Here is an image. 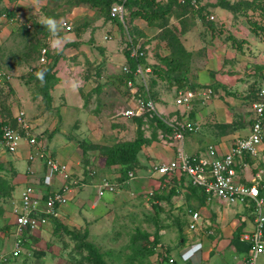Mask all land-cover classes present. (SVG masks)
Segmentation results:
<instances>
[{"label": "rangeland", "instance_id": "1", "mask_svg": "<svg viewBox=\"0 0 264 264\" xmlns=\"http://www.w3.org/2000/svg\"><path fill=\"white\" fill-rule=\"evenodd\" d=\"M167 1L160 0V2L165 3ZM4 8L14 9L15 13L19 14V19L16 22L3 21L0 23V66L13 75L10 82L0 78V120L8 119L11 116L15 117L16 112L20 108H24L28 121L32 124L31 131L38 138L50 143L54 131L58 130L60 136H63L66 141L70 140L71 134L77 137L78 141L85 142V147H83L87 150L82 161L84 168L81 172L85 173L89 181L96 174L117 178L116 175L112 176L117 172H114L111 166L106 167L105 156L101 152V146L99 148L98 146L109 144V142L102 143L103 140L111 142L115 139H117L115 142L118 140H133L139 134L136 119L133 121L131 117H122L116 114L117 109L126 106L123 98L128 95V92L122 89V81L118 77V73L115 74L117 80L112 83L121 88V95H113L114 93L112 94L108 89H106L105 94V90L103 91L101 86L99 92L92 91L90 95L83 96L84 82L80 81L78 83V87L82 88L79 91L86 104L96 110L95 112H88L92 116V129L85 130L84 133H82L83 130L80 131L81 128H72L77 116L76 112H72L71 109L65 113L54 110L59 107V104L62 106L63 102L61 100L55 103L48 102L44 98L43 101L41 100L38 103L37 100L40 99V97L36 98L38 94L44 95L41 93L42 89L38 86V80L33 77L32 73L39 67V48H41L43 42L48 45L54 44L59 48H66L67 44H71L72 41L79 43L77 59L81 63L74 75H81L82 70L79 68L83 66L84 56L97 59L103 57L108 59L109 62L120 63V54L123 52L122 50L126 53L130 40L139 43L142 39H140L142 35L137 34V25L132 23L138 17L133 16L131 10L128 9L126 23L119 20H110V18L105 17L101 9L93 8L88 3L73 5V8L70 9L66 0H0V10ZM262 8H248L246 12L241 9L243 12L240 10L235 21L229 23L230 26L227 24V31L234 32L236 38L240 41L239 43L244 42V36L251 32H255L259 40L264 43V9ZM172 19L175 22L178 18L173 16ZM50 22L54 23V28L53 23ZM68 24L72 25V29H67ZM100 30L102 34H99ZM47 31H50L48 36L45 35ZM228 32L226 34L229 36ZM105 35H108V37L105 38ZM141 42H146V39ZM241 48H243V45ZM50 49L54 51L52 46H50ZM241 50L244 53L246 52L244 49ZM256 55L260 57V61L264 60V48L259 52L256 50ZM201 65L203 68L205 67V64ZM194 66L195 68L198 67V65ZM105 68L108 70L113 69L110 65ZM114 68L119 67L114 66ZM222 68H225L224 72L227 68L231 70L230 65L222 66ZM163 69L164 75L168 76L167 69ZM258 72L259 69L253 75L244 73L245 76L241 78L240 87L227 89L223 93L225 102H229L238 110L232 138L245 135L250 130L252 103L257 99L256 92L261 84ZM109 79V76L105 77L101 79V83L108 84ZM92 82L95 87L100 86L96 77H93ZM173 85L176 84L169 83L166 85V89L172 97L175 93ZM239 92H242V95L238 97L237 93ZM101 93L104 96H101ZM32 96L37 100L31 99L30 101ZM162 100L165 101V104L169 102L167 99L162 98ZM110 102H115V104H110ZM196 104L194 103V106ZM99 105L109 107V110H106L108 112H103L106 107L103 106L101 110ZM190 106L187 109L182 107V109L188 112L191 109ZM145 114L146 117H143L141 127L143 126L142 130L145 136L150 139L149 145L153 142L156 143V148H164V150L169 148L171 150L170 146L163 145L166 142L157 143L162 140V135L171 132L160 127L161 125L158 119L154 117L155 115L149 112H145ZM222 127L219 131L222 133L229 132L225 125H222ZM88 134H95V138L102 141L95 142L88 139ZM83 136H86V138ZM170 140L176 149L180 147L178 140L174 138H170ZM230 144H220V147L229 146ZM79 147L78 154H81V144ZM184 148L190 153L191 148L188 146L187 135ZM146 150H148V145L140 153V157L142 158L143 154L145 158V161H143L146 162L144 163L145 166L148 165V162L152 163L149 159L153 162L156 161L152 155L146 158ZM7 152L9 151H5L4 148L0 147V158L4 156L6 159L7 154L10 153ZM261 161L264 166V144ZM0 162L6 164V160ZM138 165H142V163L139 161ZM6 170L8 169H5V167L0 169L1 177L9 178V173ZM92 171L94 173L90 174ZM145 171L147 172L146 168H142V172ZM86 177L85 179H87ZM183 181L178 187L184 189L182 190L184 192L183 196L178 191L173 196L170 195V190L162 189L166 186H154L147 177L136 181L132 179L126 183L125 187L119 188L101 200L96 198L95 188L87 187L88 196L85 198L86 201L83 207L76 209L78 213L74 220L67 221L65 224L62 222L53 232L56 237L53 238V241L48 242L49 247L52 245L50 251L57 253L55 254L59 264H95L93 260L87 258L89 253L88 244H93L95 247L94 253L99 254L107 264H175V261L161 260V246H165L169 255L175 257L177 249L182 244V239L195 232L187 230L188 208L193 207L200 210L205 205L204 203H207L205 200L203 203L202 197L187 180ZM170 187L168 184L169 189ZM1 195L2 193H0ZM236 205H240L238 208H240L241 213L236 211L237 206L229 208L220 202H215L212 206L203 208L205 215L212 222L219 224L220 227H225L219 228L217 231V234L223 238L227 237L226 234L230 232V229L238 227V218H240V223H243L244 220L252 221L256 215L250 204ZM46 233L48 232L46 231ZM239 245L238 248L241 247ZM31 261H35L34 256L28 258L26 255L21 254L12 259L11 262L12 264H32ZM257 263L264 264V253L258 256Z\"/></svg>", "mask_w": 264, "mask_h": 264}, {"label": "crops", "instance_id": "2", "mask_svg": "<svg viewBox=\"0 0 264 264\" xmlns=\"http://www.w3.org/2000/svg\"><path fill=\"white\" fill-rule=\"evenodd\" d=\"M204 6L208 9L207 13L210 12L215 14L216 19L214 26L206 24L203 21V18H201V15L197 13L187 12L185 14H181L180 16L172 14L169 17V28L173 29L178 35L177 38L180 40V43L182 44L184 50H186L187 54L185 53L180 55V53H178V46L177 49L172 47V43L169 42L170 36L169 38L160 36L162 27L150 24L144 18H135L132 21L133 24L137 25V34L142 35L140 37V39H142L139 43L148 44L151 48L150 52L146 57H144L142 62L152 66V72L149 74L147 81L148 87L151 90L150 92L157 104L155 114L163 118L165 121H185L189 119L198 123V129L196 131L187 132L186 134L188 138V146L191 148L190 153L205 150L206 146L210 143L218 145L226 143L232 144L233 140L236 138H232V136H234L238 110H236L229 102H225L223 99V93H225L227 89L240 87L242 83L241 78L245 76L244 73L253 75L257 73L261 65H264V60L260 61V57H257L256 55V50L259 52V50L264 48V43L259 40L255 32L245 35L243 39L244 42L239 43L240 41L236 38V34L231 31V35V32H228L226 28L227 24L229 25V23L235 21L237 15L228 7H224L220 4L219 0H206ZM173 16L178 18L175 22L172 19ZM205 19H208L207 15ZM226 32L229 33V36ZM99 34H102L101 30L99 31ZM106 36L108 35H105L104 37L107 38ZM143 39H146V42H141ZM242 45L243 48H241ZM70 46L72 47L70 48ZM248 46L249 48H247ZM78 47L79 43H69L66 48H59V46H55L54 51L50 50V61L46 65L54 64L53 70L56 76L55 83L50 88L52 95L50 102L57 103L60 100L63 102L62 106L59 104V107L54 110L65 113L67 110L71 109L72 112H76L77 116L72 128H81L80 131L83 130L82 133H84L85 130L92 129V116L88 114V112H95L96 110H93L94 108L89 107V104H86L83 96L90 95L92 91L99 92L101 86L103 87V91L105 90V94L106 89H108L109 92H112V94L114 93L113 95H121V88L113 85L112 82L117 80L115 75L116 73H118V77L125 76L126 72L123 70V66L125 64H129V60L127 53H125L124 50H122L123 52L120 54V63L109 62L108 59H104L103 57L97 59L84 56V61L82 62L83 66L80 65L81 67L79 68L82 70L81 75H74L75 71H78V66L81 63V61L77 59ZM241 49L246 50V52L244 53ZM170 59H172L177 65H184L188 68L187 83H185L184 86H180L173 77L171 78L170 76H165L163 71H156L154 69L155 65H160L167 69V63ZM201 64H205V67L203 68ZM109 65L113 68L112 70L105 68L106 66L109 67ZM194 65H198V67L195 68ZM225 65H230L231 70L227 68L224 72L225 68H222V66ZM114 66L119 68H114ZM177 71L179 70L177 69ZM108 76L110 78L108 84L101 83V79ZM93 77L98 79L97 83L100 85L98 88L95 87V84L92 82ZM80 81L84 82L82 90L83 96L79 91V89L82 88L78 87V83ZM169 83L176 84L172 86L175 92L178 87H193L192 84H194L195 86L193 88L211 87L213 89V93L208 98L194 100L192 106H190L191 109H189L188 112H185L182 107L184 109H187V107L176 104L175 93L174 97H172L166 89V85ZM121 86L125 92H128V95L126 98H123L126 102V106H122L117 109L116 114L121 115L122 117H129L120 114V112L134 104L132 92L124 82H122ZM138 86L140 91H143V85L140 83ZM237 94L239 97L242 95V92ZM101 96H104V94L101 93ZM38 97H40V99L37 100L32 96L30 101L31 99H34L40 103V101L44 99L41 94H38L36 98ZM162 98L167 99L169 102L165 104V101H163ZM111 103L112 102H110V104ZM194 103H197L196 106H194ZM112 104H115V102ZM107 105L109 106V104ZM103 106L99 105L101 110L103 109ZM107 109L109 110V107H106L103 112H108L106 111ZM144 114L137 116H143ZM131 118L134 121V116ZM222 125L226 126L227 131H229L228 133H222L219 131L223 128ZM166 135H162V140L157 143L166 142L163 143V145L170 146L171 150L169 148L168 150H164V148H156V143L154 144L152 142V144L148 145V150H146V158H149L148 156L152 155L156 159L155 162H161L167 161L175 155L176 148L169 141V134L167 133ZM83 137L86 138V136ZM95 137V134H88L87 138L95 142L102 141L96 139ZM51 139L52 140L50 143L48 142V145L52 154L59 160L66 162L74 176L78 178H85V173L83 174L81 172L84 168V163L82 161L85 155L83 149H81V154H78V151L80 150V141H78L77 137L70 134V140L66 141L63 139V136H60L59 131L55 130ZM116 140L117 139L113 142L103 140L102 143L109 142V144H111ZM146 146H144L143 149ZM229 146H222V148L227 149ZM143 149L141 151H143ZM141 151L139 152V161L142 165H137L135 167L134 170L136 172V177L133 181L147 177L149 182H151L154 186H166L167 188L165 187L162 189H166V191L169 190L168 181L164 180L162 175L152 173L150 171L151 165L154 163L151 159L149 160L152 163L148 162V165L145 166L144 163L146 162H143L145 161L143 154L142 158L140 157V153H142ZM29 152V145L26 141H23L16 152H7L9 154H7L8 157H6V159L4 156H1L2 158H0V161L6 160L7 165L5 163H3V165L5 169H8L6 171L9 173L10 184L14 187L10 189L11 195L6 196L3 194L0 196V252H9L13 248L15 237V214L13 208L16 203L19 204L21 202V193L25 189L26 185L34 183L38 191H45V184L43 183L42 178L45 165L42 160H35L33 165H35L36 174L34 176H30L27 173V168L30 164V160L28 158ZM106 167L109 166L107 165ZM142 168H146L147 172H142ZM111 169H113L114 172H117L112 175H116L117 178L106 177L118 182L125 181V179L120 180L121 172H119V165H111ZM103 176L105 175L96 174L90 181L89 178L86 177L89 184L79 188L73 187L70 192L69 202L60 208V216L51 217L50 221L33 231L26 230L23 234V252L21 254L26 255L28 258L34 256L35 261H31L32 264H59L56 259L57 253L50 251L52 245L49 247L48 242L53 241V238L56 237L53 232L59 224H62V222L65 224L67 221L74 220L76 214L78 213L76 209H81L83 207L86 201L85 198L88 196L86 188L92 187L96 190L95 184L99 182ZM56 180L58 185L63 181L60 175L56 176ZM183 180V182L186 180L188 181L187 176H184ZM128 182H130V180L122 183L119 188L125 187ZM180 182L182 183V181ZM8 189H2L0 193H2V191L7 192ZM177 189L178 193L180 192V195L183 196L184 192H182V190L184 189ZM194 190L202 197L204 203L205 196L203 191L200 188H195ZM110 193L112 192H107L100 198V200L104 197H108ZM215 202L225 204V206L227 205L229 208L232 206H237L236 208L240 207V205H228L217 199L212 201L210 204L204 203L205 205L200 209L204 219L202 222L203 225L196 230L187 229L195 232L188 234L182 239V244L179 249H177L175 254L176 256H173L174 261L176 262L175 264H242L246 252L239 249L238 245L233 242V236L236 232L240 234L242 230L247 227H251L252 222L250 220H244L242 221L243 223H240V218H238V227L230 229V232L226 234L227 237L223 238L217 234V231L219 228L225 227H220L219 224L212 222L210 218L205 215L203 209L210 205L212 206ZM236 211L241 213L240 208ZM207 222L211 223V225L206 226ZM209 226L213 228L212 232H208ZM46 231L48 233H46Z\"/></svg>", "mask_w": 264, "mask_h": 264}, {"label": "built area", "instance_id": "3", "mask_svg": "<svg viewBox=\"0 0 264 264\" xmlns=\"http://www.w3.org/2000/svg\"><path fill=\"white\" fill-rule=\"evenodd\" d=\"M180 3L190 4L196 8L205 5L206 0H178ZM127 6L126 0H116L111 4L110 15L126 23ZM209 19H216L215 14L208 12ZM19 14H11L6 10H0V23L16 22ZM67 29H72L68 24ZM108 37V36H106ZM55 48L56 45H51ZM131 57L137 63L134 67L125 64L123 70L132 73L127 86L132 92L134 104L127 107L120 114L125 116L142 115L145 112L154 114L157 104L148 87V76L152 72V66L145 64L139 59L146 57L151 48L148 44H141L130 40L128 46ZM50 45L46 44L40 48L38 64L46 65L50 61L48 52ZM0 78L10 82L13 75L0 66ZM139 81H138V80ZM143 85L140 91L138 85ZM211 87H178L175 92V103L189 107L196 99H205L211 96ZM258 98L252 103V114L250 117V130L247 134L238 136L227 149L218 144L210 143L205 150L188 153L184 148L187 132L198 129V123L192 120L176 121L166 120L172 127L170 138L179 141L180 147L176 149L175 155L167 161L154 162L150 171L160 175L187 176L191 185L200 188L207 203L220 200L228 205L250 204L256 212L251 227H247L239 234L241 241L248 242L249 248L243 258L242 264H258V256L264 253V166L261 161V152L264 144V78L257 92ZM16 123H5L0 132V147L14 153L23 141L29 145L30 164L27 173L30 176L36 174L35 160L40 159L45 165L42 175L45 191L40 192L34 183L27 184L21 193V202L15 204V237L13 248L7 252H0V264H12V259L17 258L23 252V234L26 230L33 231L50 221L51 217L60 216V208L70 200V192L73 187H84L89 181L84 177H76L70 170L69 165L59 160L49 148L48 142L31 131L32 124L28 121L24 108H20L15 114ZM171 142V140H170ZM172 143V142H171ZM94 171L90 172L93 174ZM63 179L58 185L56 176ZM136 177L134 169L128 171V177L124 182ZM124 182L111 180L103 176L96 185L97 198H101L107 192H115ZM97 201V199H96ZM95 201V202H96ZM187 227L196 230L203 225L202 212L193 207L188 208ZM207 225L211 223L207 222ZM213 228L209 226L208 232ZM160 253L163 257H174L169 255L167 248L161 246Z\"/></svg>", "mask_w": 264, "mask_h": 264}, {"label": "trees", "instance_id": "4", "mask_svg": "<svg viewBox=\"0 0 264 264\" xmlns=\"http://www.w3.org/2000/svg\"><path fill=\"white\" fill-rule=\"evenodd\" d=\"M114 1L116 0H66V3L70 7V9L73 8V5L88 3L93 8L101 9L106 18H110L113 20H119L110 15V7ZM219 3L222 4L224 7H228L236 15H238L241 9L244 12H246L248 8L256 9L259 7L261 8L263 7L262 9H264V6H262L264 4V0H236V1L235 0L233 1L219 0ZM126 6H127V10L128 9L131 10V14H133V16L138 17V18H144L150 24H155V25L162 27V32L160 33V36L168 37V38L170 36L171 40L169 38V42L172 43L171 45L173 48L177 49V46H178V49H179L178 53H180V55L185 54L186 50H184V48L182 47V44L180 43V40L177 38L178 35L174 32L173 29L169 28V17L172 14H176L180 16L181 14H185L187 12H192L195 14L197 13L201 15V18H203V21L206 24L210 26H214L215 24V19H209V18L205 19L207 15V10H208L206 6H201L200 8H196L190 4L180 3L178 0H168L166 3L160 2L159 0H126ZM1 10H6L11 14L15 13L14 9L11 10L9 8H4ZM242 10L241 12H243ZM126 20H127V14H126ZM49 32L47 31L45 35L48 36ZM72 43H76V42L72 41ZM43 45H46V42H43L40 47H42ZM126 53L128 56L129 64L131 65V67H134L138 60L131 57L129 48H127ZM50 54L51 53L48 52V55ZM143 59L144 57L140 58L139 60L143 61ZM167 66L168 68L167 70L166 69L165 70L168 73V77L169 76L171 78L173 77L180 86H184L185 83H187L186 80H187L188 68L184 65H177L172 59L168 61ZM39 67L32 74H33V77L36 78V80H38V83H39L38 86L42 89L41 93H43L44 95L43 98H45L48 102H50L52 99L50 88L52 87V85L55 83V80H56L55 72L53 70L54 64L53 65H39ZM154 69L156 71L164 70L162 66L160 65H155ZM177 69L179 71H177ZM258 73H259L258 76H259L260 82H262V79L264 78V65H261L259 67ZM129 77L133 78L134 75L132 73L131 74L126 73L124 77L120 76L119 78L122 82L127 84V80ZM192 86L194 87L195 85L192 84ZM258 89H257V92H258ZM257 92H256V98H258ZM153 115H155L154 117L158 119V122L161 125L160 127H163L165 130L171 132L170 134H172V127L165 120H163V118L159 117L157 114L154 113ZM143 117H146V115L134 116V119H136V121L138 122V130H139V134L135 139L121 140V141L118 140L117 142L112 143V144L98 146V148L101 146V152L105 156L106 165L111 166V165L117 164L120 166V172H121L120 180L126 179L128 177V171L131 169H135V167L139 163V152L143 149L144 146L149 145L150 143V139H148L147 136H145L144 131L142 130L143 126L141 127L143 123ZM8 122L15 125L16 123L15 117L11 116L8 119L0 120V132H1L2 126ZM84 143H85L84 141L80 142L84 155H85V152L87 149L84 148L85 147ZM0 169H4V165L2 162H0ZM163 178L164 180L168 181V184L171 186L169 189L170 190L169 193L170 195L173 196L178 191L177 188L179 187V184L181 183L180 181L183 180L184 176H181V177L180 176H170L169 177L168 175H163ZM9 181L10 179L8 177L4 178L0 176V191L2 189L9 188L7 192L2 191V195L3 194L6 196L11 195L10 189L14 187L13 185L10 184ZM191 186L194 188H198L197 186H194V185H191ZM233 241L235 244H238V245L240 244L239 246L241 247L239 249H241L243 252L248 250L249 248L248 242L241 241L239 239V233L236 232V234H234ZM87 248L89 249L87 258L93 260L95 264H107V262L99 254L94 253L95 247L93 246V244H88ZM160 256H161V260L169 261V257H163L162 255Z\"/></svg>", "mask_w": 264, "mask_h": 264}, {"label": "clouds", "instance_id": "5", "mask_svg": "<svg viewBox=\"0 0 264 264\" xmlns=\"http://www.w3.org/2000/svg\"><path fill=\"white\" fill-rule=\"evenodd\" d=\"M50 23H53V22H50ZM53 28H54V23H53Z\"/></svg>", "mask_w": 264, "mask_h": 264}]
</instances>
